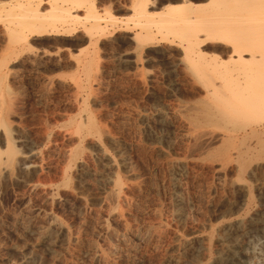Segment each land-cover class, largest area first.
I'll use <instances>...</instances> for the list:
<instances>
[{"label":"rangeland","instance_id":"1","mask_svg":"<svg viewBox=\"0 0 264 264\" xmlns=\"http://www.w3.org/2000/svg\"><path fill=\"white\" fill-rule=\"evenodd\" d=\"M69 1L40 0L42 18ZM73 1L79 31L35 37L11 63L28 29L7 21L33 14L0 0V264H229L234 249L264 264V148L246 140L242 171L243 142L202 113L228 108L237 74L230 34L202 33L233 15L190 0L212 15L187 56L152 25L179 0H149L145 21L136 0ZM94 23L102 34L82 28Z\"/></svg>","mask_w":264,"mask_h":264},{"label":"bare ground","instance_id":"2","mask_svg":"<svg viewBox=\"0 0 264 264\" xmlns=\"http://www.w3.org/2000/svg\"><path fill=\"white\" fill-rule=\"evenodd\" d=\"M12 1L13 4H11L12 6L10 7V12L11 10L17 12H25V14L29 12L33 14V17L28 18L26 14L25 16L27 18H25L24 16L23 18H20L18 21L17 19H12V20L10 19L7 21L8 23L7 24L8 27L6 26L7 32H9L12 35L17 33L16 31L17 27H27L28 29V31L19 32L21 33V34L18 33L20 36L17 37L16 35V37L14 38L15 40H18V42L21 43V47L19 49L18 48L13 49L12 51L13 58L10 61L11 63L16 62L17 60L19 61V55L24 52L27 45H30L29 41L35 37L37 38L42 36L69 37L73 34H76L79 31L76 24L77 18L74 10H77L80 7V5L79 3L78 4L76 3V5H74L75 3L73 0H72L73 5L67 4L64 6H59V8L57 7V9L52 10L53 13L55 10H58L57 12H59V14L57 13L58 14V16H56L57 19L53 18L55 20L51 19L52 20L51 22H48L49 19L48 20L46 19L47 20L46 21L45 19L42 18L43 15L40 14V12L42 13V11L39 10V8L41 7L40 5L42 3V2L40 3V0L38 2L33 0H12ZM136 1L137 3L135 2L136 5L133 6L134 8H132V10L134 9L133 12H136V16L137 15L140 16V20H142L141 18L144 17V21H145V19H147L150 14V13L148 14V12L146 11L148 7L147 3L149 0H136ZM215 3L217 5L218 12H225L231 14L235 19H237L239 16L242 17V21L240 24L238 20H233V17L229 16L230 19L226 17L227 20L226 22L229 23L228 24L226 23L225 25L224 24L225 22H223V25H225V27L222 30L218 31L215 27H213L212 24L211 25L209 24L210 26H208V28L206 27L207 30L205 29L206 31L204 30L202 33L203 35L207 34L208 36H210V34L214 35L217 32L218 35L230 34L229 36H227V39H229L230 37L229 40L231 41L233 40V47L230 48L229 51L230 53L228 55L227 60H225V62L227 65H230L231 70L233 69V71H236L237 74L231 75V77L229 78L230 82L228 84V87L231 92L230 94L231 98L227 101L228 108L224 106L225 110L218 111V114H216L211 112V110L206 109L207 108L206 106L205 108L206 110L202 112L203 120H205V122L210 124L214 121H217L221 124H226V125L228 124L230 128L227 131H229V134L233 136L232 138L240 139L243 142L241 144L242 146L234 151L235 157L238 159V161L241 164L240 169L243 171L245 170L247 163L245 162V158H247L246 156L250 152L249 150H251L250 146L246 144V140L252 137L255 139V146H258V149L264 148V67L257 70L252 69L253 65L258 66L262 64L261 66H263L264 64V22L262 21L263 23H257L253 19H251L252 21L249 20L250 17H245L246 15H249L247 14V12H252L256 14L257 12L260 13L264 12V0H215ZM164 7H163L164 9L161 11L163 12L161 19L158 21L156 20L157 23L156 22H154V24L152 23L153 26L155 25L156 31L161 36H163V40L165 42L167 43L170 42L168 44L173 43L174 39H177V41L181 45L182 44L186 45L185 50L187 56L191 54L197 56L199 52L198 53L194 52L193 47L198 48L195 46V44L199 42V33L201 32L199 26H195L199 18H201V16L198 17L197 15L198 14L197 7L199 6L196 7L194 4H192L190 0H179L172 8H168L167 6ZM214 9H216V7ZM31 14H29V16ZM201 15L203 18L205 14H201ZM207 15H205L204 17H206ZM210 15L207 16L206 18L209 17L208 19H210ZM96 18L97 17H95V19ZM221 19H225V18L222 17ZM140 20L138 21L139 23ZM202 20H206V24H208L207 19H202ZM147 25L145 27H147ZM200 27H202L203 30V26L200 25ZM82 28L85 31L94 30L96 31L95 33L99 32L98 34H102L104 32L103 29L95 23L89 28L84 25L82 26ZM208 36L207 37L203 36V37L208 39ZM200 37H202L201 34ZM23 72L24 70L19 69L16 73V77L21 76ZM200 72L203 73L205 71L200 69ZM225 81L228 82L227 80ZM206 83L208 84V82ZM210 87H212V85ZM249 113L255 117L254 125L252 126L251 125L244 126L245 124H243L242 126L239 125V123L240 124L242 123V121L241 122L239 121L244 120V118L246 120V117L249 115ZM10 152H12L11 149ZM114 185L117 186L116 184ZM237 224L239 225L240 222H238ZM262 238L261 239L264 244V237ZM245 254L246 253L240 251V249L239 251L237 249H234L231 252V255L227 257L226 261L229 264H246L247 261L243 260ZM227 255L228 254H226V256ZM222 258L223 257L219 256L218 260H221ZM215 262L217 261L215 260Z\"/></svg>","mask_w":264,"mask_h":264}]
</instances>
